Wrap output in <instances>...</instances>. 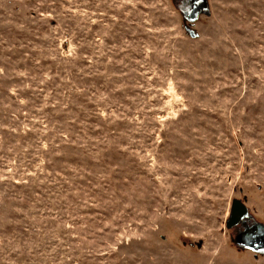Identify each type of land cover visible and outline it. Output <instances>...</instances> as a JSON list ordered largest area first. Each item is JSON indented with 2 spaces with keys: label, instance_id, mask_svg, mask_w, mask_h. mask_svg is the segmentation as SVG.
<instances>
[{
  "label": "rangeland",
  "instance_id": "1",
  "mask_svg": "<svg viewBox=\"0 0 264 264\" xmlns=\"http://www.w3.org/2000/svg\"><path fill=\"white\" fill-rule=\"evenodd\" d=\"M209 7L0 0V264H264V0Z\"/></svg>",
  "mask_w": 264,
  "mask_h": 264
},
{
  "label": "flooded vegetation",
  "instance_id": "2",
  "mask_svg": "<svg viewBox=\"0 0 264 264\" xmlns=\"http://www.w3.org/2000/svg\"><path fill=\"white\" fill-rule=\"evenodd\" d=\"M179 12L184 17L186 25L194 26L204 13H200L199 16L192 15L193 5L197 4L196 0H173ZM200 1V0H199ZM198 17V18H196ZM197 19L195 23L191 22V19ZM235 220L241 217V214L236 210ZM249 217L239 220L236 224L234 223L230 228L232 231V242L239 247V249L252 251L256 255L264 257V243L262 237H264V224L255 218L253 214L248 211ZM231 218V216H230ZM252 246V248H248ZM254 248V249H253Z\"/></svg>",
  "mask_w": 264,
  "mask_h": 264
},
{
  "label": "water",
  "instance_id": "3",
  "mask_svg": "<svg viewBox=\"0 0 264 264\" xmlns=\"http://www.w3.org/2000/svg\"><path fill=\"white\" fill-rule=\"evenodd\" d=\"M197 4L193 5V13L192 15L194 16H199L200 13H204V15L207 16H211L210 15V7H209V0H196ZM198 18V17H196ZM191 19L192 23L197 22V19ZM192 36H194L193 31L190 32ZM236 210H238V212L241 214V217L238 219H234L235 218V213ZM231 218L229 219V221L227 222V227L230 228L234 223L236 224L239 220L244 219L246 217H249L248 214V208L246 207V205L244 204V202H242L241 200H235L233 207H232V211H231ZM262 242L264 243V237H262ZM248 248H252V246H248ZM254 249V248H253Z\"/></svg>",
  "mask_w": 264,
  "mask_h": 264
}]
</instances>
